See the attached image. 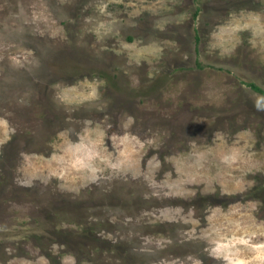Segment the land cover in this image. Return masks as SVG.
Here are the masks:
<instances>
[{
  "label": "rangeland",
  "instance_id": "374dc122",
  "mask_svg": "<svg viewBox=\"0 0 264 264\" xmlns=\"http://www.w3.org/2000/svg\"><path fill=\"white\" fill-rule=\"evenodd\" d=\"M0 264H264V0H0Z\"/></svg>",
  "mask_w": 264,
  "mask_h": 264
},
{
  "label": "trees",
  "instance_id": "16d2710c",
  "mask_svg": "<svg viewBox=\"0 0 264 264\" xmlns=\"http://www.w3.org/2000/svg\"><path fill=\"white\" fill-rule=\"evenodd\" d=\"M250 86H251L253 89H255L256 91H259V89L256 88L255 86H253L252 84H250ZM259 92H260V91H259Z\"/></svg>",
  "mask_w": 264,
  "mask_h": 264
}]
</instances>
